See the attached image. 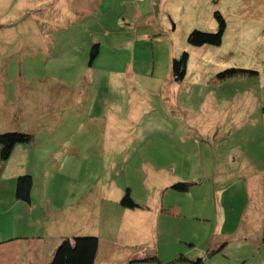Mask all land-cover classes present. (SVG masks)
Listing matches in <instances>:
<instances>
[{"label": "rangeland", "instance_id": "1", "mask_svg": "<svg viewBox=\"0 0 264 264\" xmlns=\"http://www.w3.org/2000/svg\"><path fill=\"white\" fill-rule=\"evenodd\" d=\"M216 10L222 45H190L193 29H217ZM225 69L255 74L216 80ZM263 109L264 0H0V133L33 134L20 146L43 156L27 227L85 216L82 233L115 254L105 263L264 264L261 185L259 223L215 233L218 212L227 231L247 207L245 178H264Z\"/></svg>", "mask_w": 264, "mask_h": 264}, {"label": "crops", "instance_id": "2", "mask_svg": "<svg viewBox=\"0 0 264 264\" xmlns=\"http://www.w3.org/2000/svg\"><path fill=\"white\" fill-rule=\"evenodd\" d=\"M27 145L29 147L33 146L32 144ZM29 158L32 160L30 161ZM42 159L43 156H41L38 150L34 148L28 150L20 146V144L14 148L12 155L7 161L3 162L0 157V176L4 173L8 176L3 179V182H1L0 185H4L5 183V189L2 190L7 191L8 197L11 196L12 198L8 202L5 200L3 202L0 201V203L2 202V208H0V220L2 221L0 227V264H49L62 239L67 236H73L76 233H82L84 225L87 224L88 219H86L85 216L77 218V215L75 214L67 219H58L55 217L56 220L54 222H58L60 228H57L53 222L44 227L45 229H43V231L27 227V211L33 209V205L35 204L34 199L39 198L34 195L36 188V178L34 175L35 164L36 161H39L38 165L41 166ZM27 173L32 174L34 177L31 202L17 199L15 195L18 176ZM261 173L262 172H257V175L245 178L244 184L247 189L248 197L247 207L240 213L238 220L233 222L234 225L232 224L233 227L230 230H224L229 220L227 218L226 209H224L222 213L218 212L219 216L216 218L215 233L216 235L219 234L221 239L224 240L235 235L241 228H247L249 223L256 225L262 219V216L259 214L261 209L260 206L254 209L250 206L257 196L256 188L260 185L264 188V178H262ZM166 186H171V183H167ZM252 189H254L255 193H252ZM220 191L225 194L226 189L223 188ZM262 196H264V193ZM216 197L219 201L223 200L224 204V195L220 198L218 195ZM257 199L259 200L258 197ZM259 204L261 205V202H259ZM161 205L156 204L157 208L155 209H162V207H160ZM81 211L84 214L87 212L85 208L81 209L80 212ZM111 255L114 256L115 254L112 251L103 248L100 242L96 264H108L104 262V258H108ZM137 256L146 257V252L139 250L138 254H136V257Z\"/></svg>", "mask_w": 264, "mask_h": 264}, {"label": "trees", "instance_id": "3", "mask_svg": "<svg viewBox=\"0 0 264 264\" xmlns=\"http://www.w3.org/2000/svg\"><path fill=\"white\" fill-rule=\"evenodd\" d=\"M216 2V0H215ZM214 17L217 21V29L214 31H204L201 29H193L188 35V42L195 47L203 48L206 45L220 46L223 43L224 35L228 28V22L220 10L214 12ZM63 26H57L56 31H59ZM100 52L99 43H95L90 52V65L93 64ZM190 53L183 51L180 56L174 57L172 60V74L177 82L184 81L188 75V64ZM254 73L250 70H234L225 69L220 71L216 80H223L228 77L236 76L237 73ZM264 110V109H263ZM34 143V135L22 131H7L0 133V155L3 162L7 161L14 148L19 144ZM34 187V177L32 174H23L18 176L16 181L15 195L17 199L25 202H31L32 190ZM173 189L185 192L189 190V182H177L171 185ZM121 203L129 208L137 207V203L133 199L125 195ZM172 210V209H169ZM100 239L95 235H84L76 233L73 236H67L57 246L49 264H96L97 254L99 250ZM157 260V257H153ZM199 262L202 260L199 259Z\"/></svg>", "mask_w": 264, "mask_h": 264}]
</instances>
